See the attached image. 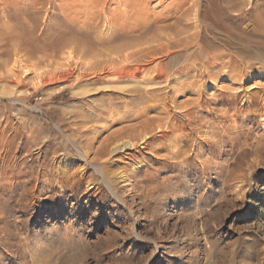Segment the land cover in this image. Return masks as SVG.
Masks as SVG:
<instances>
[{
  "label": "rangeland",
  "instance_id": "1",
  "mask_svg": "<svg viewBox=\"0 0 264 264\" xmlns=\"http://www.w3.org/2000/svg\"><path fill=\"white\" fill-rule=\"evenodd\" d=\"M65 1L43 0L40 6L39 0H0V149H11L14 125L27 122V131L39 126L38 142L48 150L0 155V264H264V53L240 52L237 65L220 67L206 84L185 81L179 93L166 88L169 97L162 92L159 101L143 97L130 104L122 95L133 89L171 86L153 85L156 63L137 79L104 74L98 83L76 76L111 66L110 57L120 66L131 28H120L124 19L116 27L105 21L128 11L122 5L134 0ZM143 1L132 5H148ZM173 1L151 0L149 23L169 19ZM239 1L242 11L235 13L223 0H204L202 14L216 43L228 53L238 46H227L229 41L264 49V25L256 20L258 11L264 18V0L232 3ZM100 4L110 11L96 19L91 14ZM60 39L66 47H48ZM13 98L25 100L27 108L12 104ZM199 103L203 108L188 117ZM100 105L109 111L103 118L86 124L78 119L82 109ZM159 122L169 127L158 130ZM55 124L80 146L93 142L84 145L88 161L109 171L121 202L74 148L68 155L56 150L64 145ZM146 129L154 140L151 154L135 148L98 156L105 140L137 143ZM92 186H101L100 195L92 194Z\"/></svg>",
  "mask_w": 264,
  "mask_h": 264
},
{
  "label": "bare ground",
  "instance_id": "2",
  "mask_svg": "<svg viewBox=\"0 0 264 264\" xmlns=\"http://www.w3.org/2000/svg\"><path fill=\"white\" fill-rule=\"evenodd\" d=\"M40 1L41 0H39V2ZM42 1L40 2V6L42 4H45V2L43 3ZM94 1L92 2V4L94 3ZM104 1L105 0H103L102 3H104ZM116 1H118V0H116ZM131 1H133V0H131ZM134 1H136V0H134ZM145 1H147V0H144L143 2L145 3ZM233 1H236V0H223L224 7L230 12L240 13L242 11V5L243 4L240 1H239V3L238 2L232 3ZM64 2L66 3L65 0H64ZM83 2L84 1H82L81 5H83ZM88 2H89V0H88ZM97 2H99V0ZM97 2H96V4H97ZM122 2H123V0L120 2V4H123ZM133 2L124 3V6L122 5V7H127V9L129 8L128 11L122 10V7H121V10H122L121 11V10H119L120 7L118 6L119 7L118 10L117 9H115V10L121 11V12L113 13V14H116V16L114 15V17L110 18L109 21H105V22H107V25H110V26L114 25L115 26L116 24H119L118 21L124 19V24H121L120 28L121 29H122V27L131 28V32H129L127 35H125L126 40L128 41V39H130L129 41H131V42L126 45L125 50L120 52V54L118 56L120 59L118 61V62H120V64L119 63L118 64L120 66H118V65L115 66L117 60L110 57L109 62L111 64V66L102 67L98 70H95L94 72L91 71V72H88L85 74H79L77 76L75 75L77 78L76 79L77 81H80V82H82V81L92 82L93 81V82H98V83L103 82L104 81L103 77H105V76H103L104 74H109L110 76L116 77L118 80L137 79L139 76L144 74V72L146 71L144 69L145 67L147 68L146 65H153L156 63L158 65V68H156L155 74L152 77L153 85L154 84L155 85H158V84L162 85V83H168L169 82V85H171V86L168 87V85H166L167 87H165V89L164 88L161 89L159 87L160 89L151 88V90L147 89L144 91L141 90L140 88L139 89H133V90L129 91L128 93H126L125 95H122L123 96L122 97L123 102H130L131 101L130 104L134 103L135 105H138V104H140V102L142 103V101H144V98L148 99V100H152V101L153 100L159 101V99H161L159 97L161 96L162 92L165 96L169 97V92L166 90V88H168V89L170 88L169 90H172L174 94L179 93L178 85L183 84V82H185V81H187L185 83H188V84L190 83L192 85L197 84V83H203V84L205 83L206 84V82L208 80L210 81L211 79H214L215 75L219 74L218 72L221 71L220 67H222V68H224V67L231 68L232 67L233 68L234 65H237L238 61L235 59L233 62V59L239 57L236 55L239 54L240 52L244 53V54H248L249 56L253 55V53H255V55H258L260 53H264L263 48L255 47L252 44H239V43L236 44L235 42H231V41L228 42L227 46H229V47H233L234 45H238V46L232 48L234 50L233 53H228L225 50L226 45L223 46V45L217 44L216 43L218 40L217 36H216L217 33H213L212 31H210L212 24L209 23L204 18V15L202 14V7H203L204 0H174L173 3L171 5H169V7H168V11H167L168 13L166 12L167 17H169V19H167V20L157 19V21L152 19V21L150 23H149L148 18H147L148 17L147 10H149V8H150L149 4L152 3L151 0H148L146 2V4H148V5H143V4L140 5L141 3L139 4V2H138L137 6H133L132 5ZM96 4H94V5L96 6ZM117 5H119V4H116L115 6H117ZM77 9H78V7H77ZM110 9H112V8H110ZM88 10H87V12H88ZM103 10H105V13L110 11L107 4H104V5L102 4L100 8L96 9L95 11L93 10L94 12L91 15H93V17H96V19H97V18H99V17H97V14L99 16L100 12H102ZM89 13H90V10H89ZM70 15L73 18L74 15L72 16V13H70ZM137 15L139 18L135 19L134 17ZM86 16H88V15H86ZM86 16H84V17H86ZM191 17H192V21L190 20ZM91 18H92V16H91ZM64 20H65V18H64ZM256 20L260 25H264V18H262L261 13L259 11H258V13H256ZM164 22H168V24H166ZM93 23H94V21H93ZM46 24H47V22H46ZM120 28H118V30ZM251 28H252V26H251ZM27 33L26 34L29 35V32H27ZM64 33H65V31H64ZM258 33H259V31H258ZM44 35H46V34H44ZM244 38L246 40H248L250 43L257 42V40H255L254 38H252L248 35H244ZM123 39L125 40V38H123ZM74 41H76V40H74ZM74 41H72V42H74ZM139 41H142V44H137V42L139 43ZM16 42H14V43H16ZM21 42H23V40ZM38 42H40V41H38ZM38 42H36V43H38ZM72 42L70 43L71 45H73ZM25 43H28V42H25ZM260 43L264 44V41H262ZM59 44H60V46H61V44L65 45V42L60 39L57 42H55L54 44H51V45L48 44V47H55ZM66 45H67V43H66ZM66 45H65V47H66ZM140 45L144 46V48L140 49L139 48ZM62 46L60 49H62ZM69 47H70V45H69ZM21 48H20V51H21ZM32 49H34V48H32ZM46 49H45V51H47ZM236 50L238 52H236ZM36 51L37 50L35 49V52ZM39 51H41V50H39ZM17 52H16V54L19 55L20 53H17ZM35 52H33V53H35ZM112 53H115V52L112 51ZM162 58H164V59H162ZM242 61L243 60H241L240 62H242ZM19 62H21V61H19ZM11 67H13V66H11ZM26 70L27 69H25V71ZM2 76H4V75H2ZM42 76H40V77H42ZM44 77H46V76H44ZM15 78H16V76H15ZM17 78L19 79V77H17ZM20 78H21V76H20ZM56 79H57V76H56ZM45 82H46V80H45ZM18 83H21V80ZM72 95L77 96L78 93L76 91H73ZM199 96L200 97L203 96L202 91H199ZM10 102L12 104L22 105L23 107H26V108L28 106L27 102L23 99L20 100V99L13 98V99H10ZM84 105H86V104H84ZM100 106H101L100 108H99V106L94 107V108H88L87 109L88 111H86L85 108L82 109L80 115L77 116V117H79L78 119H81V121L84 124H86L88 122L90 123L91 121L93 122V121H96V120L103 118L104 115L109 113V111L106 109V107H104L102 105H100ZM82 107H84V106H82ZM198 108H203V105H201L199 103L198 107H197V104H195L192 108L187 110L186 115H188V117L189 116H195L194 114H196V113H194L193 111L195 109H198ZM35 110L38 112L42 111L38 107L35 108ZM63 110L66 112L65 108ZM19 117H21V116H19ZM26 123L24 124V127H23L24 129L22 128V126L19 127L18 125H14V127H13L14 134H13V137L11 138V140H9L11 149H8V150L7 149H0V155L4 151L10 152V153H15L17 151H22V152H27V153L28 152H34V151H43V153H45L46 151H48V150L42 149L41 148L42 146L38 142V139L40 138V135L42 132V130L39 128V126L37 125V126L31 128L30 131H27L26 130L27 129ZM14 124H16V123H14ZM75 124H76V122H75ZM77 126H78V124H77ZM168 127H169L168 123L160 124V122H159V125L157 128H159L158 130H160L162 128H168ZM55 129L63 137L62 143L64 145V149H56V150H61L64 155H68L70 153V147L74 148L75 153H76L75 155L77 156V158L88 163V164H90L93 167V169L96 171V173L98 175H100L103 186L108 190L109 193H111L114 196V198L117 201L121 202L119 196L117 195V193L114 191V189L112 187V180L113 179H111L109 177V175H107V174H109V171H107L105 173L103 165L91 163L90 161H88V152L89 151H87V150L89 148L85 149V147H84L85 143L83 146H80L72 136L66 134V132L63 130L61 125L55 124L54 130ZM87 131H89V130H87ZM146 131H147V129H146ZM151 131H153V130H151ZM173 131H174V129H172L171 132H173ZM169 132L170 131H168V133ZM81 133H82V131H81ZM149 133L150 132L147 131L141 137L140 142H137V143L131 142L129 140L117 142V139L109 138L102 143L101 149L97 152V154H98V156H103V155L112 156L113 155V157H114V156H118L122 153L123 154L127 153V151H130L132 149L134 150L135 148H141L143 150H146L147 153L151 154L152 153L151 150L153 149V145H154V142H153L154 140H152V137L149 136ZM173 133H175V132H173ZM83 134L85 136V132ZM162 134H164V133H162ZM165 136H166V134H165ZM88 141H87L86 145H89V147H91L90 145L93 142L89 143ZM0 143L3 144V141ZM109 147H112L111 151H109V149H107ZM33 148H35V149H33ZM14 156H15V154H14ZM6 158H7V156H6ZM4 166H6V165H4ZM8 167H10V165H8ZM78 184H80L79 181L75 182L74 185H69V187L71 189H74L76 186H78ZM92 184L93 183H91L90 186ZM92 187L90 188V189L94 190V192L92 194L100 195V193L102 191L101 186H98V187L95 186L93 188ZM3 193H5V192H3ZM5 210H6V208H5Z\"/></svg>",
  "mask_w": 264,
  "mask_h": 264
}]
</instances>
